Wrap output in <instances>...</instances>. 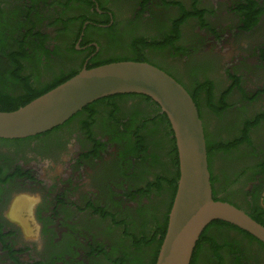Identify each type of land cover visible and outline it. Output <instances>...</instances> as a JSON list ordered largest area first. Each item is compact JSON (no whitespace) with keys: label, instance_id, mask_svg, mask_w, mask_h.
<instances>
[{"label":"flooded vegetation","instance_id":"af4514ba","mask_svg":"<svg viewBox=\"0 0 264 264\" xmlns=\"http://www.w3.org/2000/svg\"><path fill=\"white\" fill-rule=\"evenodd\" d=\"M0 1V9L6 14L2 18L5 29L2 41L7 47L8 56L16 53L17 70H20L23 79L39 90L51 87L85 68L130 57L120 53L122 43L127 42L134 50L136 38L134 35L130 36L128 31L132 23H120L116 12L110 7L111 3L121 0L113 2L112 0ZM263 1L259 0L261 5ZM72 2H83L88 13L68 17L64 15ZM242 3L241 0L238 1L234 8H238ZM139 38L147 39L145 36ZM185 58L188 60L184 64L187 66L185 69L188 70V76L193 78L196 89L198 85L210 82L206 80L207 77L200 76L210 67L208 59L196 56L191 58L185 56ZM148 61L157 64L150 59ZM159 67L170 73L193 95L194 92L188 89L179 77L165 67L161 65ZM98 101L88 105V109L84 112L77 113L70 119L71 121H68L70 122L68 125L50 131L51 135L46 136L48 133H44L25 142L0 141V262L2 264H93V258L97 257L99 249L92 242H83L84 250H79L80 256L72 258L73 252L77 250V239L70 222L66 221L65 217L71 211L77 212V215L88 211L96 215L104 209L102 205H97L90 199L83 204L70 201L74 189V183L71 181L84 177L85 172L92 171L95 177H101L107 165L102 155L110 146L115 151V156L117 155L119 159L122 157V160L126 159L123 157L125 154H128V157L142 158L143 153L148 152L145 148L146 139L142 135L146 129L141 127L143 122L128 130L126 126L128 124L130 126L132 115H125L119 103L113 106L108 101ZM73 123L76 127L70 129ZM72 130H76V142L81 150L73 152L64 170L65 175L70 176L71 179L64 180L65 183L62 184L59 181L55 182V185L51 186V179L47 181V178L39 175L40 168L37 163L51 162L61 155L66 146V138L72 134ZM136 132L139 135H136ZM56 134L60 135L57 141L51 144H37L42 138L53 137ZM166 136L171 143L170 156L175 168L176 158L173 147L175 137L167 127ZM27 139L29 138L21 140ZM114 145L117 146L118 151ZM29 146L31 150L34 148L32 151L34 160L30 165L25 163L26 158L23 156L24 147ZM134 150L139 152L138 156L132 152ZM254 152L257 158L254 162L248 164L245 161L247 157L238 158L236 161L228 162L218 174L219 183L228 184L230 191L242 187L246 182L241 190L246 201L250 203L258 202L264 195V174L255 175L256 165L259 161L264 162V142L261 149L258 148ZM135 163L134 160L133 165ZM214 188L216 190L215 182ZM28 194L32 197L38 196L32 205V218L38 231L36 242H30V238L24 236L22 224L9 215L14 199ZM216 197L224 199L221 194ZM229 200L234 202L230 198ZM213 227L215 225L209 227L206 238L199 243L197 259L208 247L215 264H220L219 259L221 264H264L261 257L264 247L258 242H252L257 243L258 246H255L234 237L221 241L212 233ZM232 229L245 235L235 228ZM130 237L134 248L138 249L142 246L146 249L152 246L146 244L150 240L148 235L133 234ZM211 240L218 245V248L211 247ZM129 257L123 256L116 264H131Z\"/></svg>","mask_w":264,"mask_h":264},{"label":"rangeland","instance_id":"374dc122","mask_svg":"<svg viewBox=\"0 0 264 264\" xmlns=\"http://www.w3.org/2000/svg\"><path fill=\"white\" fill-rule=\"evenodd\" d=\"M15 1L18 2V0ZM121 1L111 3L110 7L116 12L120 23H132L128 31L129 35H134L135 38L145 36L147 39L161 40L162 32L169 31L171 22L182 16V9L178 5H183L191 11L194 10V6H197L205 13L202 20L192 17L182 24L178 46L184 50L178 52L177 55H174L171 49L161 52L146 49L144 52L148 59L159 63L179 77L192 92L195 91V83L193 78L188 76V70L185 69L187 66L184 64L188 61L185 56L204 57L209 60L210 67L200 76L207 77L206 80L214 84L217 104L225 93L228 94L229 107L221 116H218L205 101L206 94L201 95V116L211 141H233L240 134L246 121L264 115V14L254 27L246 30L243 28L239 8H234L240 0ZM262 6L264 7V1ZM87 13L88 9L83 2H72L68 5L64 15L68 17ZM119 51L127 56L134 54L127 42L122 43ZM118 103L125 115L135 113L138 115L134 121L135 126L140 124L142 119L155 115V107L142 98L126 99ZM75 123L70 129H75ZM71 133L66 138V146L61 155L51 162L37 163L40 168L39 175L47 178V181L51 179V186L58 181L60 184L65 183L64 180L70 178L65 175L64 170L73 152L81 150L76 142V130H72ZM100 133L105 136L104 133ZM142 135L146 139L147 154L157 156L163 162L162 166L151 165L148 161L140 162L134 159L135 157H128V154L123 155L125 160H122V157L119 159L110 146L102 155L107 165L101 177H95L92 171L85 172L84 177L71 181L74 183V189L70 201L83 204L84 201L90 199L97 205H102L104 209L96 215L89 211L82 215H77V212L72 211L67 213L65 220L70 222V227L77 239V250L73 252L72 258L80 256L79 250H84L83 242L88 241L99 249L97 257L93 258V264H116L125 255L130 256L131 264H145V261L146 264L151 263L156 245L146 249L142 246L138 249L134 248L130 236L135 234L150 237L152 230L164 224L171 201V190L165 187L160 193L150 194L141 193V190L153 182L157 175L175 177L176 168L171 162V143L166 136V126L161 123L151 124ZM59 137L60 135L56 134L53 137L42 138L37 144H51ZM251 137L256 150L261 149L264 142V121L252 129ZM115 147L118 151L117 146ZM24 148L25 163L30 165L34 160L32 152L34 148L32 150L29 149L30 146ZM244 157H247L245 161L248 164L257 160L253 151L247 146L239 147L231 155L216 153L211 160V171L217 192L221 191L223 186L227 187V192L222 191L218 194L227 196L238 204L245 201L241 189L246 182L242 187L230 191L228 184L219 183L218 174L228 162ZM134 160L136 163L133 165ZM36 199L38 196L32 197L30 194L15 198L9 214L22 224L24 236L30 238V242H36L38 232L32 218V205ZM19 200H27L28 204L22 212V217L17 218L13 212ZM262 204L264 205V196ZM211 230L221 241L234 237L250 244L256 242L229 227L215 226ZM252 245L258 246L257 243H252ZM261 257L264 261V250L261 252ZM197 264H215L208 247L198 258Z\"/></svg>","mask_w":264,"mask_h":264},{"label":"water","instance_id":"95a60500","mask_svg":"<svg viewBox=\"0 0 264 264\" xmlns=\"http://www.w3.org/2000/svg\"><path fill=\"white\" fill-rule=\"evenodd\" d=\"M151 98L174 133L180 177L156 264H191L205 229L223 221L264 244V226L235 205L213 198L203 121L196 103L174 77L147 62L121 61L83 69L24 107L0 112V139L50 132L88 105L116 95Z\"/></svg>","mask_w":264,"mask_h":264},{"label":"trees","instance_id":"16d2710c","mask_svg":"<svg viewBox=\"0 0 264 264\" xmlns=\"http://www.w3.org/2000/svg\"><path fill=\"white\" fill-rule=\"evenodd\" d=\"M243 2L237 9L239 14L241 15V20L243 24L244 29H251L254 27L257 23L259 18L264 14V7L260 4L259 0H241ZM1 4V1H0ZM176 4V3H173ZM182 9V16L181 18L172 21L171 23V28L169 33H163V38L161 40H156V39H145V38H136L135 39V44H134V54H132L130 57H124L120 58L118 60H112V61H106L99 63L95 66L89 67L88 69H92L98 66L106 65L109 63H114V62H121V61H135V62H147L152 64L150 61H148V57L146 56V53L144 52L146 49L148 50H153V51H165L167 49H171L172 53L174 55H177L178 52L184 50L183 48L178 46V42L181 39V26L187 19L192 18V17H197L200 18L201 20L204 17V14L200 9H198L197 6H194V10H187L183 5H178ZM241 7V10H240ZM4 11L0 9V112H12L16 111L21 107L26 106L33 100L37 99L38 97L46 94L47 92L51 91L52 89L56 88L57 86L61 85L62 83L68 81L75 75H77L79 72L71 75L70 77L65 78L64 80L58 82L55 85H52L51 87H47L45 89H37L31 86V84L23 79L22 75L19 73L17 70L18 67V60H17V55L14 53L13 55L8 56V51L7 47L5 44H3V37H4V31L5 29L3 28V23H2V18L4 16ZM6 16V14H5ZM154 65V64H153ZM155 66L159 67L160 64L157 63ZM160 68V67H159ZM161 69V68H160ZM163 70V69H162ZM165 71V70H164ZM167 72V71H165ZM168 73V72H167ZM170 74V73H168ZM172 76V75H171ZM173 77V76H172ZM179 82V81H178ZM180 83V82H179ZM181 84V83H180ZM195 91L192 93L193 95L192 98L194 102L196 103L200 117L201 116V110H200V100H201V95L203 93L206 94L205 101L207 104L217 113L218 116H221L229 107L227 104V93H225L219 104L215 102V95H214V84L212 82H208L205 84L198 85L197 89L194 88ZM133 98H142L146 100L148 103H150L152 106L155 107V115L153 117L149 118H144L141 121L142 126L144 128H147L151 124H157L161 123L167 128L171 129V134L174 135L170 122L166 116L161 110V108L149 97L147 96H142V95H116V96H111L102 100H99L98 102L102 101H108L110 102L111 105L117 106L119 101L126 100V99H133ZM89 107V106H87ZM85 107L82 112H84L86 109ZM117 110V109H116ZM115 110V113L117 112ZM77 115V114H76ZM138 115L132 114V121L126 126L127 129L129 130L132 127H136L134 125L135 118ZM71 121V120H70ZM203 121V120H202ZM261 121H264V115L258 116L254 120H248L243 124V127L240 130V134L233 140V141H211L210 137L207 135L205 126V138H206V144H207V152H208V162H209V169L211 172V183H212V188H213V198L216 201H223V202H228L236 207L244 210L247 212L254 220H256L258 223L262 224L264 226V205L262 204V199L263 196L258 200L256 203H250L246 201V197L244 203L238 204L234 203L227 196L223 195L224 199H218L216 195H219L218 193L222 192H227V187L223 186L222 190L217 192L214 188V177L213 173L211 171V160L212 156L216 153H223L227 155H231L234 151H236L239 147L241 146H247L249 149L253 151V154H255L254 150H256L252 137H251V131L253 128L257 127ZM70 122H66L64 126L68 125ZM204 125V123H203ZM61 127V126H60ZM59 128V127H58ZM55 130V129H54ZM57 130V128H56ZM55 132V131H53ZM48 135H51V133L47 132ZM136 135H139V133H135ZM40 137V136H39ZM43 137V136H41ZM32 138H29L27 140H5V139H0L2 142H7V143H14V142H25V141H30ZM143 145V144H142ZM173 147H174V155H175V168H176V175L175 177H167L165 175H157L156 178L154 179L153 182H150L143 190H141V193H152V192H157L160 193L162 190L167 187L168 189L171 190V201L168 206L167 214H166V219L164 224L155 229L152 230V234L149 237L150 240L146 244H151V245H156V251L152 257L151 263L150 264H156L158 254L161 248V245L163 243V240L166 235L167 227H168V218H169V213L172 208L174 198L176 195L177 191V185H178V180L180 177V171H179V158H178V151L176 147V141L174 139L173 141ZM146 148V147H145ZM131 149H129L130 151ZM147 150V149H146ZM133 153L137 154L136 156L139 155V152L137 151H132ZM131 152V153H132ZM145 151L143 153V157H135V159H138L140 161H148V163H151V165H163V162L155 155L149 156ZM151 157V158H150ZM264 174V162L259 161V164L256 165L255 167V175H260ZM216 192V193H215ZM215 225V226H220V227H231L235 228L236 230L241 231L244 233L248 238L258 242L260 245L264 247V244L260 241H258L255 237L252 235L248 234L247 232H244L240 230L238 227L233 226L231 224H228L223 221H215L212 224H210L203 234L201 235L197 246L194 251V255L191 261V264H197L198 259H197V253H198V245L201 242L202 239L206 238V231L209 229L210 226ZM154 232V234H153ZM138 245V244H137ZM211 247L213 249L218 248V245L211 240ZM219 262L221 264V260L219 259Z\"/></svg>","mask_w":264,"mask_h":264},{"label":"bare ground","instance_id":"6f19581e","mask_svg":"<svg viewBox=\"0 0 264 264\" xmlns=\"http://www.w3.org/2000/svg\"><path fill=\"white\" fill-rule=\"evenodd\" d=\"M31 201V200H30ZM28 201L27 200H19L17 201V203L15 204L14 207V214L17 215V218L22 217V212L24 211V208L27 206Z\"/></svg>","mask_w":264,"mask_h":264}]
</instances>
